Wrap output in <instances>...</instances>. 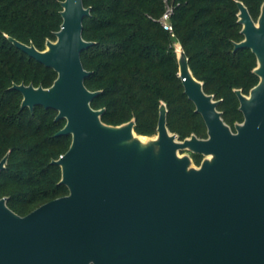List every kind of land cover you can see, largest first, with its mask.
Returning a JSON list of instances; mask_svg holds the SVG:
<instances>
[{
  "label": "water",
  "instance_id": "water-1",
  "mask_svg": "<svg viewBox=\"0 0 264 264\" xmlns=\"http://www.w3.org/2000/svg\"><path fill=\"white\" fill-rule=\"evenodd\" d=\"M237 48L255 56L258 81L234 92L242 120L227 124L218 99L203 89L179 41L173 42L177 75L206 127L182 139L166 125L161 101L153 134L101 119L84 79L81 53L94 43L82 35L90 6L61 0V23L43 49L14 37L22 52L56 72L49 86L14 83L20 108L56 110L70 135L68 148L51 162L60 167L64 195L26 214L0 197V264H264V0L254 19L241 0ZM199 153V164L188 154ZM8 152L0 158V171Z\"/></svg>",
  "mask_w": 264,
  "mask_h": 264
},
{
  "label": "trees",
  "instance_id": "trees-1",
  "mask_svg": "<svg viewBox=\"0 0 264 264\" xmlns=\"http://www.w3.org/2000/svg\"><path fill=\"white\" fill-rule=\"evenodd\" d=\"M61 0H0V158L8 152L0 171V197L18 214L64 195L60 167L51 160L69 146L70 135H55L65 120L56 110L37 105L20 108L21 93L14 83L49 86L56 72L18 49L8 38L44 48L61 23ZM256 19L262 0H241ZM172 31L158 17L163 0H83L90 14L83 18L82 35L94 43L81 53L90 74L84 83L100 90L94 108L104 107L101 119L120 124L135 118L134 129L153 134L158 107H167L166 125L180 139L191 133L206 137V127L183 92L173 42L179 41L193 75L203 89L218 99L217 109L233 128L242 120L234 92L243 93L258 81L252 71L255 56L249 48L233 51L242 39L235 0H172ZM196 164L202 157L191 154Z\"/></svg>",
  "mask_w": 264,
  "mask_h": 264
},
{
  "label": "built area",
  "instance_id": "built-area-1",
  "mask_svg": "<svg viewBox=\"0 0 264 264\" xmlns=\"http://www.w3.org/2000/svg\"><path fill=\"white\" fill-rule=\"evenodd\" d=\"M163 1H164V10L162 11L161 15L158 17V21L163 26L164 29L168 31H172L170 16L173 13L175 4L172 2V0H163Z\"/></svg>",
  "mask_w": 264,
  "mask_h": 264
},
{
  "label": "rangeland",
  "instance_id": "rangeland-1",
  "mask_svg": "<svg viewBox=\"0 0 264 264\" xmlns=\"http://www.w3.org/2000/svg\"><path fill=\"white\" fill-rule=\"evenodd\" d=\"M179 153L180 154H188L190 157H191V160H192V164H194V165H197L194 161H193V158H192V156H191V153L189 152V151H187V150H181V151H179ZM201 159H202V157H201ZM201 159H200V161H201Z\"/></svg>",
  "mask_w": 264,
  "mask_h": 264
},
{
  "label": "flooded vegetation",
  "instance_id": "flooded-vegetation-1",
  "mask_svg": "<svg viewBox=\"0 0 264 264\" xmlns=\"http://www.w3.org/2000/svg\"><path fill=\"white\" fill-rule=\"evenodd\" d=\"M192 154V153H191Z\"/></svg>",
  "mask_w": 264,
  "mask_h": 264
}]
</instances>
